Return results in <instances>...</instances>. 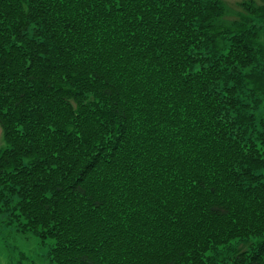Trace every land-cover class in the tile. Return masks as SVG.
<instances>
[{
  "label": "trees",
  "instance_id": "trees-1",
  "mask_svg": "<svg viewBox=\"0 0 264 264\" xmlns=\"http://www.w3.org/2000/svg\"><path fill=\"white\" fill-rule=\"evenodd\" d=\"M238 6L0 0V212L50 262L264 264V0Z\"/></svg>",
  "mask_w": 264,
  "mask_h": 264
},
{
  "label": "rangeland",
  "instance_id": "rangeland-1",
  "mask_svg": "<svg viewBox=\"0 0 264 264\" xmlns=\"http://www.w3.org/2000/svg\"><path fill=\"white\" fill-rule=\"evenodd\" d=\"M224 6V22L229 25L236 21L242 14L238 4L250 0H220ZM256 5L261 0H252ZM255 104L260 107L255 112L257 120L264 117V97L258 92L255 93ZM4 147L0 130V149ZM264 182V169L259 172ZM255 238H250L247 243H241L239 250L245 251L256 243ZM53 245L52 240H40L30 234H23L19 231L16 223L12 222L10 214L0 212V264H53L49 260V251ZM232 257V254L229 255ZM230 264L229 257L225 259ZM223 264V263H222Z\"/></svg>",
  "mask_w": 264,
  "mask_h": 264
}]
</instances>
